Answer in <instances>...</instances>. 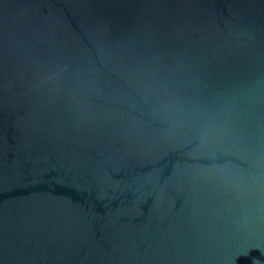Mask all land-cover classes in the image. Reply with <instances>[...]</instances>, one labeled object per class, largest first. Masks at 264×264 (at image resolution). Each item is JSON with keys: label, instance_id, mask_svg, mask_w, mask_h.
Here are the masks:
<instances>
[{"label": "water", "instance_id": "1", "mask_svg": "<svg viewBox=\"0 0 264 264\" xmlns=\"http://www.w3.org/2000/svg\"><path fill=\"white\" fill-rule=\"evenodd\" d=\"M0 264H264V0H0Z\"/></svg>", "mask_w": 264, "mask_h": 264}]
</instances>
